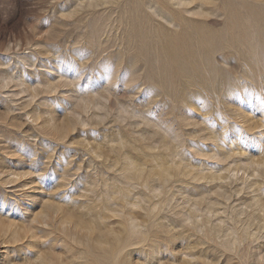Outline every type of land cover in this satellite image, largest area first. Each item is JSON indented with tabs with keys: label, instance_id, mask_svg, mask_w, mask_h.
<instances>
[{
	"label": "rangeland",
	"instance_id": "obj_1",
	"mask_svg": "<svg viewBox=\"0 0 264 264\" xmlns=\"http://www.w3.org/2000/svg\"><path fill=\"white\" fill-rule=\"evenodd\" d=\"M263 8L0 0V264H264Z\"/></svg>",
	"mask_w": 264,
	"mask_h": 264
},
{
	"label": "bare ground",
	"instance_id": "obj_2",
	"mask_svg": "<svg viewBox=\"0 0 264 264\" xmlns=\"http://www.w3.org/2000/svg\"><path fill=\"white\" fill-rule=\"evenodd\" d=\"M263 9H264V8H263ZM263 11H264V10H263ZM263 13H264V12H263ZM255 25H256V23H255ZM259 25H260V24H259ZM259 25L257 24V26H259ZM260 27H261V25L259 26V28H260ZM246 43H247V42H246ZM246 49L248 50V48H246ZM252 51H253V50H252ZM248 52H250V50H249ZM251 53H252V52H251ZM245 64H246V63H245ZM247 68H248V66H247ZM250 71H251V70H250ZM113 246H114V244H113ZM115 246H116V244H115ZM110 248H112V246L109 247V250H111ZM105 251H106V250H105ZM107 252H108V253H109V252L111 253V251H107ZM114 252H115V251H114ZM114 252H113V253H114ZM96 253H97V252H96ZM104 253H105V252H104ZM113 253H111V255H112ZM97 254H99V253H97ZM101 254H102V253H101ZM105 254H106V255H105V259H106L108 254H107V253H105ZM99 255H100V254H99ZM103 255H104V254H102L101 256H103ZM111 255H108V256H111ZM94 256H95V255H94ZM101 256H100V257H101ZM86 257H87V256H86ZM86 257H85V258H86ZM81 258H83V257H81ZM92 258H93V257H92ZM97 258H98V257H97ZM97 258H95V259H97ZM108 258H109V257H108ZM108 258H107V259H108ZM101 259H102V257H101ZM101 259H100V260H101ZM105 259L103 260V262H102V260H101V262H102V263H105ZM90 260H92V259L90 258L88 261L90 262ZM93 260H94V259H93ZM100 260H99V262H100ZM88 261H87V262H88ZM95 261H96V260H95ZM95 261H94V262H95ZM97 261H98V260H97ZM85 262H86V261H85ZM91 262H92V261H91ZM92 263H93V262H92ZM92 263H91V264H92ZM95 263H96V262H95ZM85 264H86V263H85ZM105 264H107V262H106Z\"/></svg>",
	"mask_w": 264,
	"mask_h": 264
}]
</instances>
